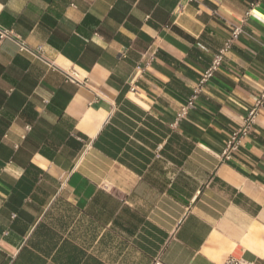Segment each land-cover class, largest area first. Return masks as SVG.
I'll return each instance as SVG.
<instances>
[{"label":"crops","instance_id":"0c3cea01","mask_svg":"<svg viewBox=\"0 0 264 264\" xmlns=\"http://www.w3.org/2000/svg\"><path fill=\"white\" fill-rule=\"evenodd\" d=\"M0 30V264H264V106L223 154L264 0H0Z\"/></svg>","mask_w":264,"mask_h":264},{"label":"built area","instance_id":"2783aa9c","mask_svg":"<svg viewBox=\"0 0 264 264\" xmlns=\"http://www.w3.org/2000/svg\"><path fill=\"white\" fill-rule=\"evenodd\" d=\"M254 3L250 4L249 9L245 12V16H249L252 12ZM243 32V24L233 23L230 26L229 36L225 39L222 46L213 53L209 66L203 71L200 76L198 86L194 89L193 95L188 99L185 105H183L177 113V117H181L186 114L187 110L194 106V98L196 94L200 91L201 86L207 82L209 78L220 68L224 62L226 53L239 39L240 34ZM10 34L7 30H0V38L9 37ZM19 49L21 51L30 52L36 56H40L42 53V47L38 46L35 49L28 48L25 44L19 43ZM264 106V88L255 97L252 107L247 111L244 116L241 125L238 129L234 130L226 143L223 154L228 156L230 153L234 152L239 148L244 138L251 132L254 128L259 114L260 108ZM151 264H163V262L157 256L154 258ZM222 264H257L253 261L245 260L243 258H237L229 256Z\"/></svg>","mask_w":264,"mask_h":264}]
</instances>
